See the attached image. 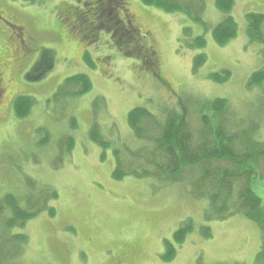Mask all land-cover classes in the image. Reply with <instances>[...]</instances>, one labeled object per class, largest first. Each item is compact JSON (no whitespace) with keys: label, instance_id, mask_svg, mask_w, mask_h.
<instances>
[{"label":"rangeland","instance_id":"374dc122","mask_svg":"<svg viewBox=\"0 0 264 264\" xmlns=\"http://www.w3.org/2000/svg\"><path fill=\"white\" fill-rule=\"evenodd\" d=\"M81 1L92 0H0L3 17L21 27L27 43L23 54L18 29L0 20V205L9 210L7 197L25 206L29 192L36 199L40 192L57 193L49 203L53 216L41 211L23 228L10 230L26 238L21 256L7 264H195L198 258L209 264H253L260 247L256 223L242 215L206 220V199L188 192L187 173L166 182L132 175L115 180L112 171L113 150L118 148L127 163L132 154L126 148L140 149L127 125V113L135 107L164 118L168 109L183 103L186 126L198 136L203 127L198 109L223 98L228 108L219 124L225 135H235L240 145V132L252 127L254 140L264 143V82L248 85L251 73L263 65L261 45L248 40L246 19L249 13L264 14V0H234L228 13L218 10L215 0H174L181 10L171 13L126 0L132 22L153 46L161 79L137 58L121 55L105 30L97 31L93 42L82 40L72 14L75 6H90ZM228 15L236 35L218 46L212 30ZM199 36L203 48L194 47ZM42 48L53 52L52 69L39 82H28L24 75ZM199 54L204 62L195 68ZM226 73L224 83L211 79ZM77 74L91 83L80 96L73 94V84L64 83ZM19 94L32 98L30 114L23 119L12 110ZM205 111L216 125L218 119ZM92 131L108 142L106 147L90 138ZM66 141L71 142L67 150ZM145 163L135 162L151 167ZM261 188L255 192L264 202ZM183 222L191 224L190 232L176 245L174 258L163 260L164 240ZM201 227L210 235L202 236Z\"/></svg>","mask_w":264,"mask_h":264},{"label":"trees","instance_id":"16d2710c","mask_svg":"<svg viewBox=\"0 0 264 264\" xmlns=\"http://www.w3.org/2000/svg\"><path fill=\"white\" fill-rule=\"evenodd\" d=\"M81 2L83 5L86 3L90 6L87 8L85 6L75 8V6L72 14L76 21L75 27L78 28L82 40L93 42L96 40L97 31L105 30L112 46L121 55L137 58L142 67L152 71L154 76L161 79L157 71L156 53L153 46L148 44L147 34L132 22L126 0ZM142 2L166 13L181 10L174 0H142ZM233 2L234 0H215L214 5L218 10L228 13ZM91 18L95 21L90 20ZM246 19L248 40L261 45L259 54L263 65L251 73L248 80L249 86H258L264 82V14L249 13ZM235 35L236 24L229 15L212 30V37L218 46H224ZM194 47H204L202 37L194 39ZM53 62L52 50L40 49L37 59L25 73V79L28 82H39L52 69ZM203 62L202 54L194 57L195 68ZM227 78L228 73L211 75V79L219 83H224ZM64 83L75 86L73 94L76 96L88 92L91 84L84 74L70 76L64 80ZM31 107L32 98L29 95H19L13 101L12 110L16 118L23 119L30 114ZM197 107L199 108V105ZM178 108L177 110L176 108L168 109L164 118L142 107L132 108L127 113V125L133 132V138L138 140L134 138L135 143L140 144V149L137 151L135 147L126 148L132 154L129 157V159L132 157L129 163L121 160L118 148L113 150L115 160V168L112 171L113 179L120 180L127 175L139 178L154 176L166 182H174L179 180L182 174L187 173L188 192L193 198L206 199L207 208L204 211L206 220H226L234 215H242L256 223L260 230V247L255 254L253 264H264V202L255 192L258 186L264 189V143L254 140L252 127L245 134L240 132V137L244 136L240 145L235 135H225L224 128L219 124L228 108L227 101L223 98L206 101L205 105H202V110L198 109L203 119V127L198 136L187 128L188 113L185 104L179 103ZM205 110L218 119L216 125H212L207 119L203 113ZM236 136L239 135L236 134ZM90 138L103 147L108 144L107 141L99 139L97 131H92ZM70 143L66 141V150L68 146L70 147ZM136 151H142L145 157L140 158L136 155ZM132 162L134 164L135 162H146L151 164V167L140 168L142 166L140 164L132 166L130 164ZM218 162L221 164L218 165ZM222 162L226 165H222ZM261 163L262 172L259 171ZM120 167L126 168L122 169L124 173ZM30 181L27 182L31 185L32 181ZM37 197L36 199L31 196V192L26 194L25 206H22L15 198L7 197L4 202L9 205V210L0 205V210L3 208L0 212V264L10 263V260L20 257L25 244L24 234H12L10 230L23 228L27 221L41 211H46L49 216H53L54 209L49 206V203L55 200L57 193L49 190L45 194L40 192ZM190 226V223L183 222L182 226L173 232L170 240H164L163 260L170 261L174 258L176 245L179 246L184 242L187 233L190 232ZM200 234L209 236L210 231L207 227H201ZM14 242L16 245L11 246ZM195 264L209 263L198 258Z\"/></svg>","mask_w":264,"mask_h":264},{"label":"flooded vegetation","instance_id":"af4514ba","mask_svg":"<svg viewBox=\"0 0 264 264\" xmlns=\"http://www.w3.org/2000/svg\"><path fill=\"white\" fill-rule=\"evenodd\" d=\"M4 12H5L4 9L0 10V20L2 22H4L6 25H8L14 31L16 29H18L19 34L17 32H15V34L17 35V37H21L20 40H19V43H20V46H21L20 49L22 50V53L24 54V50H25L24 48H26L27 45H26L25 39L22 38V36H21V32H20L21 27L19 25H17V24H14L12 21H9L8 18H10V16L9 17L7 16V18H6V14H5V17H3L2 13H4ZM0 83H1V76H0ZM0 90H1V87H0ZM1 94H2V92H1Z\"/></svg>","mask_w":264,"mask_h":264}]
</instances>
